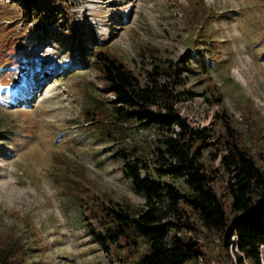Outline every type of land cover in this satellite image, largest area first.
Returning <instances> with one entry per match:
<instances>
[{
	"label": "rangeland",
	"instance_id": "374dc122",
	"mask_svg": "<svg viewBox=\"0 0 264 264\" xmlns=\"http://www.w3.org/2000/svg\"><path fill=\"white\" fill-rule=\"evenodd\" d=\"M36 2L0 0V233L20 239L28 264H140L146 252L129 233L107 255L88 233L90 223L102 230L107 207H142L118 153L151 165L162 136L114 118L96 47L141 81L153 63L187 67L178 112L223 134L225 111L264 171V0ZM203 161L219 166L207 150ZM221 176L213 187L223 196ZM197 241L205 255L194 264H236L216 234Z\"/></svg>",
	"mask_w": 264,
	"mask_h": 264
},
{
	"label": "trees",
	"instance_id": "16d2710c",
	"mask_svg": "<svg viewBox=\"0 0 264 264\" xmlns=\"http://www.w3.org/2000/svg\"><path fill=\"white\" fill-rule=\"evenodd\" d=\"M24 2L27 9L41 7L36 0ZM94 59L100 64L107 92L113 95L114 118L120 123L134 121L139 127H154L162 136L151 165L140 157L131 160L124 151L118 153L125 175L144 195V202L140 208H105L102 230L91 223L87 226L93 241L108 255L113 244L119 245L134 233L146 243L140 264H194L205 255L198 234L208 231L225 248L234 249L236 264H263L259 246L264 245V171L249 146L240 142L230 116L225 111L216 115L223 134H216L214 128L193 127L181 116L174 87L187 67L153 63L141 81L121 61L97 47ZM206 150L211 160L219 158L218 167L204 163ZM220 174L227 205L213 187ZM163 177L182 180L185 191ZM0 264H28L26 249L15 234L0 233Z\"/></svg>",
	"mask_w": 264,
	"mask_h": 264
},
{
	"label": "built area",
	"instance_id": "2783aa9c",
	"mask_svg": "<svg viewBox=\"0 0 264 264\" xmlns=\"http://www.w3.org/2000/svg\"><path fill=\"white\" fill-rule=\"evenodd\" d=\"M260 246H263V245H260Z\"/></svg>",
	"mask_w": 264,
	"mask_h": 264
}]
</instances>
